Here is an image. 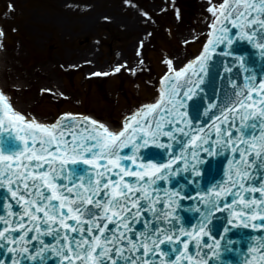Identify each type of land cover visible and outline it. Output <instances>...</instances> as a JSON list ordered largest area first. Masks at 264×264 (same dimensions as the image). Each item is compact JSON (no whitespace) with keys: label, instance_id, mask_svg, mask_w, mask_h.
<instances>
[{"label":"snow or ice","instance_id":"snow-or-ice-1","mask_svg":"<svg viewBox=\"0 0 264 264\" xmlns=\"http://www.w3.org/2000/svg\"><path fill=\"white\" fill-rule=\"evenodd\" d=\"M207 11L214 19L209 25V39L201 55L180 70H175L172 61L166 60L169 71L161 80L163 87L159 99L127 117L119 132H112L103 123L88 117L71 127L62 123L67 116L50 125L28 121L15 112L0 93V191L6 188L19 209L14 211L10 201L5 216L0 199V241L12 245L8 248L9 253L15 254L12 264H46L50 255L59 258L56 264H157V261L158 264H181L184 260L187 264H208L202 257L195 259L188 255L189 241L194 240L200 246L201 238L209 236L207 217L212 209L224 211L236 204L247 211L231 212L229 226L224 228L221 239L227 240L231 227L248 228L249 221L260 220V224H251V227L264 228V183H259L264 177V82H259L257 88L252 86V78H249L245 90L236 94L240 99L222 113L221 124L228 123V130L213 124L217 136L223 133L227 138L221 143L237 154L229 162L231 187H221L213 194L221 197L236 188L241 191L235 193L238 200L223 208L208 200V211L194 233L180 229L177 234L155 223L163 218L172 224L175 213L172 205L183 197L179 191L166 192L169 199L165 207L169 211L162 213L155 207L159 199L154 186L157 181L169 179V174L177 175L180 170L173 171L172 166L181 159L187 165V159L176 156L167 164L138 163L140 148L149 144L165 147L159 142L160 136L175 139L174 132L183 133L182 128L165 131L164 122H183L184 98L190 99L199 87L203 80L200 73L208 71L207 61L212 59L218 47L227 45L231 48L234 41L247 39L250 43L256 41V47L264 55V43L259 42L264 39V0H221L218 6H210ZM0 36H3L2 31ZM224 55L233 53L228 51ZM240 62L244 63L243 58ZM120 70L117 67L114 71ZM182 83L195 87L182 90ZM230 116L234 118L231 121ZM235 118L240 120L239 126ZM9 125H18L23 134L18 132L13 137ZM233 130L241 134L239 138ZM204 131L200 130L201 133ZM4 132H8L7 137ZM200 142L208 143V140L198 134L192 136L189 144L193 149L201 148L209 155L214 154L202 148ZM130 145L133 155H121V150ZM5 152L9 154L5 155ZM192 158L198 159L197 151H192ZM124 160H130L131 165H125ZM81 163L87 167L80 168ZM184 170L187 171V167ZM198 175L199 171L193 166L192 176ZM126 177L135 179L127 180ZM249 181H257L258 186ZM244 192L260 193L262 198L247 199ZM146 212H152L154 220H145V230L136 231L134 225L141 222ZM46 236H51L55 243H46L43 239ZM182 237L188 239L182 240ZM177 243L183 245V251L161 247ZM6 246L0 243V250ZM203 246L213 247L215 256L219 254L221 244L217 239L214 246ZM250 253L246 264H264V246L252 247ZM0 264L5 261L0 260Z\"/></svg>","mask_w":264,"mask_h":264},{"label":"rangeland","instance_id":"rangeland-1","mask_svg":"<svg viewBox=\"0 0 264 264\" xmlns=\"http://www.w3.org/2000/svg\"><path fill=\"white\" fill-rule=\"evenodd\" d=\"M217 1L0 0L2 54L13 51L12 73L43 67L34 73L39 83L17 85L10 69L3 75L2 57L0 80L18 107L48 121L69 108L118 124L156 96L166 60L176 65L197 52L211 17L207 9ZM89 48L91 60L77 65ZM130 57L135 68L126 63ZM48 80L46 93L40 87Z\"/></svg>","mask_w":264,"mask_h":264},{"label":"water","instance_id":"water-1","mask_svg":"<svg viewBox=\"0 0 264 264\" xmlns=\"http://www.w3.org/2000/svg\"><path fill=\"white\" fill-rule=\"evenodd\" d=\"M234 32L238 30L233 29ZM259 42L264 43V39H260ZM231 51L233 55H224L225 52ZM1 57V55H0ZM243 58L244 63L241 64L240 60ZM208 71L206 73H200L203 77L199 87L195 88L191 98H184V107L181 111L184 113L183 122L179 124H165V131H173L174 128H182L183 133L174 132L175 139L168 136H160L159 142L164 144L165 147H159L155 144H149L147 147L139 149L138 163H155V164H167L170 159H174L176 156H182L187 159L188 163L185 164V160L181 159L172 166L173 171L179 169L177 175L172 176L169 174V179L157 181L154 187L158 190L159 202L155 205L156 209L160 212H167L169 209L165 207V202L169 199L166 196L168 191H179L180 196L183 199H177L172 207L175 209L174 218L172 224H169L166 220L161 218L159 221H155L157 226L164 229H171L178 234L180 229L187 232H195L198 230L201 221L204 220V213L208 211L207 201L212 200L219 207L223 208L228 204V201L238 200L237 196L224 195L221 197H215L214 192L221 187L227 189L231 187L228 182V171L231 167L230 161L236 158L237 154L233 153L231 148L221 143V141L227 139L221 133L217 136L213 124H219L222 129L228 130L229 124L223 123L222 113L230 108L233 103L240 99L236 94L245 90V84L248 83L249 78H252V86L259 87V82H264V55H261V50L256 47V41L249 42L247 39H241L234 41V44L229 48L227 45H222L217 48L216 52L212 54V59L207 61ZM230 69V70H229ZM192 79H196L192 77ZM163 87V85H162ZM161 87V89H162ZM192 84L182 83V90L187 88H194ZM182 95V93H181ZM0 108L2 106L0 105ZM221 119L218 120L217 118ZM233 117H229V120H233ZM236 119V124L240 125V120ZM77 122H83V118L79 116H67L62 123L71 127ZM12 136L15 137L19 132L18 125H9ZM117 128V127H115ZM113 127V129H115ZM201 129L205 131L200 132ZM234 131L235 137L239 138L240 133ZM249 131H255L249 129ZM203 135L208 143H201V147L209 149L214 154L209 155V152L202 151L201 148L193 149L189 144L192 136ZM5 137L8 136V132H4ZM247 138H251L250 136ZM22 143V142H21ZM195 150L198 153V159L192 158V151ZM5 155L9 153L5 152ZM121 155L132 156L133 150L131 145L121 150ZM125 165H131L130 160H124ZM193 166L195 170L199 171V175L193 177ZM80 168L87 166L82 163ZM135 169V165H132ZM187 167V171L184 169ZM255 175V173H253ZM207 176V178H205ZM201 177V178H200ZM127 180H134L133 177H126ZM249 184L258 186L257 181H249ZM259 183H264V177L261 178ZM240 191V189H233L232 192ZM250 193V192H249ZM253 197L258 199L262 198L260 193H251ZM0 199L4 204V215H8V204L11 201V193L4 190L0 191ZM14 211L19 210L15 201H11ZM242 206V205H240ZM200 211L197 212L196 209ZM235 211H247V209H237L235 205L231 209H225L224 211L211 210V213L207 217V228L209 236L201 238L202 243L197 246L194 240L189 241L188 255H192L195 259L201 257L208 261V264H246V257L250 253L252 247L260 248L264 246V228H253L251 224H260V220L249 221V227L243 226L231 227V231L228 233L227 240L221 239L224 235V228L228 225V219L231 218V212ZM154 220V214L152 212H146L141 217V222L136 223L134 228L136 231H144V221ZM16 236L17 233H11ZM44 241L49 245L55 243L51 236L43 237ZM182 240L188 239L182 237ZM219 239L221 247L218 250V255H213V247H204L203 245L214 246L215 240ZM231 241L233 243H228ZM7 246L0 250V260H4L5 264H12V258L15 254L9 253L8 248L12 245L7 244V241H0ZM35 244V242H33ZM162 248L168 249L175 247L183 251L182 244L173 245H161ZM228 248V251H225ZM199 253V256L196 254ZM179 254V253H177ZM59 258H52L50 255L46 264H56ZM165 259H168L166 257ZM174 259V256H172ZM29 264V262H25ZM123 264V262H121ZM158 264V261H157ZM181 264H187L184 260Z\"/></svg>","mask_w":264,"mask_h":264},{"label":"bare ground","instance_id":"bare-ground-1","mask_svg":"<svg viewBox=\"0 0 264 264\" xmlns=\"http://www.w3.org/2000/svg\"><path fill=\"white\" fill-rule=\"evenodd\" d=\"M209 4H210V3H209ZM57 21H58V23H59L61 26L64 25V23H63V22H60L59 19H57ZM0 29H1V28H0ZM84 29H86V28H84ZM12 52H13V51H11V52H9L8 54H5V55L3 56V54H2V48H1V51H0V55H1V57H0V61H1L2 57H3V61L5 62L4 66H3V68H2L3 75H4L5 77H7V72H8L9 69H10V71L8 72V73H9L8 75H10L11 77H12V75H13V76L15 75L13 78H15V79H14V82L17 83V85L19 84V82L23 83L24 85L26 84V82L31 83V85H32V84H37V83H39V80L35 78L34 73H35L38 69H40V68L43 69L42 66H40V68H37V67H36V68H32L31 70L28 69L27 71H24V70H23V71H20V72H13V73H12L11 68L13 67V64H14V62H13V61H14V60H13L14 53L12 54ZM127 52H128V50H125V54H127ZM93 55H94V53H93L92 49H90V48H89L88 50H86V51L81 52L80 55L78 56L79 59L77 60L76 64L79 65V66H80V65H83V64H86V62H88V61L91 60V58H92ZM123 55H124V54H123ZM131 59H132V57H130V59H129L128 61H126V63H128L132 68H135L136 63H135L134 61H132ZM41 84H43V86H41L40 89L43 90L44 92H47L48 90H51L52 84H51V82H50L49 80H48V81H42ZM49 85H50V86H49ZM0 87H1V88H4V85H3L2 82H0ZM56 92L58 93L57 90H56ZM53 93L55 94V92H53ZM13 100H14V99H13ZM14 101H15V100H14ZM19 110L24 111L27 115L34 117V118L37 119L38 121L48 123V122L46 121V119H43L42 117L36 115L35 113H34V114L29 113L28 111H26L27 109L25 110V109H24L23 107H21V106H19Z\"/></svg>","mask_w":264,"mask_h":264}]
</instances>
